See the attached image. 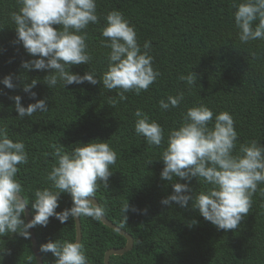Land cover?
I'll return each instance as SVG.
<instances>
[{"label": "trees", "instance_id": "obj_1", "mask_svg": "<svg viewBox=\"0 0 264 264\" xmlns=\"http://www.w3.org/2000/svg\"><path fill=\"white\" fill-rule=\"evenodd\" d=\"M238 2L97 0L100 22L86 29L93 59L88 65H73L70 71L80 75L93 71L102 78L110 49L102 44L101 30L106 14L115 9L135 26L141 46L150 43L153 67L161 72L148 91L139 95L127 92V99L120 100V90L104 88L102 80L96 85L73 83L50 89L43 83L48 71L23 69L21 62L33 57L16 42L11 13L20 5L18 0H0V80L12 74L16 85L8 89L0 83V127H6L14 141H23L28 152L29 162L18 166V178L23 185L21 197L29 199L30 219L35 190L50 186L46 176L56 162L51 145L61 144L71 151L77 143L107 141L118 157L110 167L108 188L101 185L94 198L104 208L105 219L120 228L123 203L141 210L126 213L128 220L121 229L131 235L133 243L123 254L111 255L109 264H264V195L259 191L264 184L258 186L240 226L218 230L191 208V202L188 208L175 202L161 204L172 193V182L160 178L163 162L156 160L166 145L149 146L134 130L138 108L165 129L166 137L188 108L204 104L214 113L228 111L233 116L239 134L237 148L251 140L264 145V40L241 44L233 15V5ZM191 71L198 78L193 87L179 79ZM33 79L39 82L32 91L36 99L47 98L48 111L21 119L11 97L21 96L25 107L35 103L23 91V85ZM178 92L184 93L179 107L159 108L160 99ZM191 186L197 192L203 188L195 179ZM71 206L70 195L62 193L56 211ZM79 222L80 241L90 264H103L107 249L126 243L125 237L101 221L80 216ZM32 231L42 264H54L56 258L51 252H41V244L75 241L76 236L73 218L61 223L50 217L46 227L38 225ZM0 264H36L30 238L18 234L0 237Z\"/></svg>", "mask_w": 264, "mask_h": 264}, {"label": "clouds", "instance_id": "obj_2", "mask_svg": "<svg viewBox=\"0 0 264 264\" xmlns=\"http://www.w3.org/2000/svg\"><path fill=\"white\" fill-rule=\"evenodd\" d=\"M18 4V11L11 13L16 42L22 43L27 54L33 57L22 61L21 67L29 71H48L43 83L50 89L58 85L65 88L73 83L96 85L102 80L104 88L119 89V99L126 100L125 93L139 95L148 91L161 76L153 67L150 43L146 41L143 46L138 43L135 26L121 11L111 10L104 17L102 44L110 51L106 70L102 78H97L93 71L83 75L70 71L73 65H88L93 59L86 29L100 22L97 0H18ZM233 6L241 44L264 40V0H239ZM179 79L193 87L198 78L191 71ZM38 82L33 79L23 85V91L35 103L25 107L21 96L11 97L21 119L48 111L47 98L36 99L37 94L32 91ZM0 83L8 89L16 87L12 74L6 75ZM183 99V92L168 95L159 100V108L179 107ZM134 115L135 133L143 136L147 145H166L156 160L163 162L160 178L172 182V193L163 198L161 204L175 202L181 208H188L191 202V208L198 210L218 230H236L249 214L258 186L264 184V145L251 140L240 143L237 148L239 134L233 116L228 111L214 113L204 104L188 108L179 125L169 129L166 137L165 129L148 113L138 108ZM76 145L71 151H65L61 144L51 145V155L56 162L46 176L50 186L35 190L31 200L34 215L26 221L29 199L21 198L23 185L18 178V166L28 164V152L23 141H14L7 128L0 127V237L18 234L30 238L29 229L38 225L46 227L50 217L61 223L80 216L102 220L104 208L88 198L95 197L101 185L108 188L110 167L116 164L118 154L107 141ZM193 179L203 185L202 190L197 192L192 188ZM259 191L264 195V189ZM62 193L70 195L72 206L57 212ZM129 211L141 210L123 203L121 228L128 220ZM40 250L51 252L56 258L54 264H90L80 240L49 241L41 244Z\"/></svg>", "mask_w": 264, "mask_h": 264}, {"label": "water", "instance_id": "obj_3", "mask_svg": "<svg viewBox=\"0 0 264 264\" xmlns=\"http://www.w3.org/2000/svg\"><path fill=\"white\" fill-rule=\"evenodd\" d=\"M88 199H91V200H93L94 203L98 204L97 200L94 197H89ZM24 218L26 219V221L31 220L30 219V215H29V210H28L27 206H26V209H25V217ZM101 222L104 223L105 225H107L108 227L112 228L116 232H118L120 235H122L126 239V243H125V245L123 247H120V248H109V249H107L104 252L103 264H109V257L111 255H121L125 251L130 249L131 246H132V243H133V239H132L131 235H129L126 231H124L120 227L114 225L113 223H111L110 221L105 219L104 216L102 217ZM74 224H75V230H76V236H75V241H76V240H80L81 239L79 217L74 218ZM29 232L31 233L30 240H31L32 251H33V253L35 255V258H36V264H42L41 256H40V254H39V252L37 250L36 243H35V238H34V234H33L32 229H29Z\"/></svg>", "mask_w": 264, "mask_h": 264}]
</instances>
